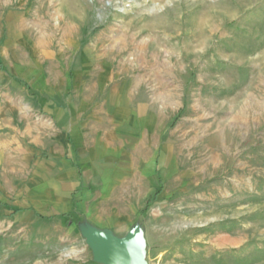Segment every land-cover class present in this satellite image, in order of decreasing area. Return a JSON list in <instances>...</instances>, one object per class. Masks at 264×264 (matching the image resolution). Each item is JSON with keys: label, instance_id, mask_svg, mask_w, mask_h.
<instances>
[{"label": "rangeland", "instance_id": "rangeland-1", "mask_svg": "<svg viewBox=\"0 0 264 264\" xmlns=\"http://www.w3.org/2000/svg\"><path fill=\"white\" fill-rule=\"evenodd\" d=\"M135 230L264 264V0H0V264Z\"/></svg>", "mask_w": 264, "mask_h": 264}, {"label": "water", "instance_id": "water-1", "mask_svg": "<svg viewBox=\"0 0 264 264\" xmlns=\"http://www.w3.org/2000/svg\"><path fill=\"white\" fill-rule=\"evenodd\" d=\"M88 241L96 258L105 264H148L138 230L123 239L115 238L111 234L93 232L88 235Z\"/></svg>", "mask_w": 264, "mask_h": 264}, {"label": "crops", "instance_id": "crops-1", "mask_svg": "<svg viewBox=\"0 0 264 264\" xmlns=\"http://www.w3.org/2000/svg\"><path fill=\"white\" fill-rule=\"evenodd\" d=\"M114 77H118L116 73H115V74H113V78H114Z\"/></svg>", "mask_w": 264, "mask_h": 264}, {"label": "bare ground", "instance_id": "bare-ground-1", "mask_svg": "<svg viewBox=\"0 0 264 264\" xmlns=\"http://www.w3.org/2000/svg\"><path fill=\"white\" fill-rule=\"evenodd\" d=\"M211 29H212V28H211ZM211 29H210V30H211Z\"/></svg>", "mask_w": 264, "mask_h": 264}]
</instances>
